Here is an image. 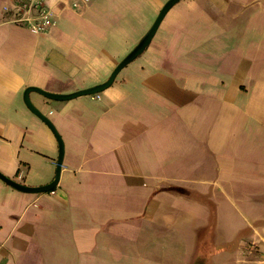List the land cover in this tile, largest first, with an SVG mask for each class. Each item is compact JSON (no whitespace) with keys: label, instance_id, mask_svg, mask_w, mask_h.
<instances>
[{"label":"crops","instance_id":"0c3cea01","mask_svg":"<svg viewBox=\"0 0 264 264\" xmlns=\"http://www.w3.org/2000/svg\"><path fill=\"white\" fill-rule=\"evenodd\" d=\"M14 1L0 0V170L37 186L54 180L59 143L25 103V89L70 93L104 82L140 41L130 42L126 28L139 19L147 31L164 1L109 0L107 10L105 0H49L55 24L43 34L9 20L4 5ZM259 2L188 0L189 12L170 17L177 22L150 53L152 40L145 60L131 61L100 95L30 93L62 135L65 154L53 190L26 192L0 178V264H173L169 255L127 251L126 244L140 246L141 223L166 241L187 225L181 264H196L208 242L215 249L208 264H264V214L247 215L229 235L217 200L242 195L264 205V155L237 170L227 153L252 122L263 139L264 56L242 66L252 48H232V32L213 30L230 11L239 20L234 5ZM180 199L192 207H173Z\"/></svg>","mask_w":264,"mask_h":264},{"label":"rangeland","instance_id":"374dc122","mask_svg":"<svg viewBox=\"0 0 264 264\" xmlns=\"http://www.w3.org/2000/svg\"><path fill=\"white\" fill-rule=\"evenodd\" d=\"M164 3L167 0H163ZM188 0H180L177 4L174 5L172 10H170L169 16H167L157 34L155 35L153 42L151 43L150 47L148 48V52L150 53L153 51L154 47H156V42L160 41L164 33H166L170 27L171 22L174 23L175 19H171L170 17L176 13L179 14L180 12L188 13L189 12V6H187ZM243 0H238V2ZM104 7L109 10L108 5L110 4L109 0L103 1ZM188 8V9H187ZM239 9V20L237 22L231 21V17H229V14H231V11L226 15L227 17L222 19L221 22L216 23V27H214L213 30L218 31L221 30L222 32H232L234 36L229 37L226 40V43L228 45H231L232 48L239 47L240 49L245 50L246 48H252L251 54L253 55H246V60L241 62L242 66L249 64L252 60H257L256 62H259L262 60V57L264 56V6L263 3H255L251 5L250 7H239V5H234L232 7V10ZM221 15V14H220ZM252 16V17H251ZM220 17H224L221 15ZM247 17H251L250 21L247 22ZM156 17L153 15V22L155 21ZM139 19H136L134 23L131 24L128 28H126V32L130 33L134 37L128 38L130 42H135L149 30V27L147 31H144L143 24L138 21ZM174 20V21H172ZM177 21H175L176 23ZM181 21L178 22V27L181 28ZM209 24V23H205ZM202 23V26H200L203 30H206L209 32L212 27L205 25ZM191 26V24H190ZM140 38V39H141ZM139 39V40H140ZM101 40V39H99ZM115 41L114 45L121 50L124 49L123 47V39L118 38L112 39ZM138 40V41H139ZM225 39H221V42H223ZM213 41L214 39L209 43L211 47L213 48ZM138 43V42H137ZM136 43V44H137ZM206 43V45L208 44ZM135 44V45H136ZM175 44V43H174ZM133 45V44H132ZM134 45V46H135ZM180 45V44H178ZM133 46V47H134ZM131 47V49L133 48ZM210 47V46H207ZM130 48V47H129ZM129 50V49H128ZM139 55L136 59H134L131 63V65L140 63L141 61L145 60L144 57L147 56L146 53ZM249 54V53H248ZM243 58V59H245ZM246 63V64H245ZM131 67V66H130ZM128 69V68H127ZM126 71V68L125 70ZM122 75V74H121ZM245 78L247 82H249V75L246 74L240 70L239 72V78ZM250 90H253V87H250ZM103 91L96 93L101 94ZM94 95V94H93ZM245 95V94H244ZM245 97L248 96H242L239 95V103L245 100ZM254 124V125H253ZM258 131H260L258 129ZM256 127V123L252 122V125H250L249 133L247 134H239L233 138L232 142L235 143L232 145V150H228V154H232V156L236 157L239 161L237 162V170H240L242 165V161H253L255 157L262 154L264 155V135L263 139L259 137ZM237 138V139H236ZM261 142V143H260ZM261 156V155H260ZM224 157V156H223ZM221 158V160L223 159ZM250 163V162H249ZM43 163L36 161L35 168L41 169L43 167ZM251 163L247 164L246 169H251ZM249 188V187H248ZM238 194V193H237ZM220 201V208H219V225L223 228H226L229 235H233L237 228L241 225H244L247 223V215L260 213L264 214V205H258L257 203L250 201L246 197H242V195H236L234 199H227L224 196L219 197L217 199ZM173 207L177 208L178 210L181 208L188 209L192 207V203L188 202L186 200H177L175 205ZM142 226V232L140 237V242H137V245H125L127 251H129L132 254L135 255H147V254H160V255H169L174 258L173 264H181L184 259L186 258V247L181 244L182 239L185 240L188 235V228H186L187 225L183 224L181 226L182 229H180V232L178 234L173 235L169 234V241H166L164 239H153L151 234L153 233V227L150 223H141ZM251 238V236L244 238V240H247ZM138 240V241H139ZM145 264V263H142ZM241 264V263H239Z\"/></svg>","mask_w":264,"mask_h":264},{"label":"water","instance_id":"95a60500","mask_svg":"<svg viewBox=\"0 0 264 264\" xmlns=\"http://www.w3.org/2000/svg\"><path fill=\"white\" fill-rule=\"evenodd\" d=\"M180 0H167L163 6L161 7L155 21L149 28V30L143 35V37L140 39V41L130 50V52L123 57L119 61V63L116 65V67L113 69L112 73L108 77L107 80L104 82L98 83L96 85H93L91 87L83 88L76 90L74 92L70 93H58V92H53L46 90L44 88H41L39 86L35 85H30L25 89L24 92V100L27 106L35 113L37 114L43 121L47 123V125L52 129L54 134L57 137L58 143H59V156H58V161H57V168H56V175L53 181L43 184V185H37V186H32L25 184L23 182H20L16 179H13L9 177L8 175L4 174L0 170V178H2L4 181H6L8 184L12 185L13 187L26 191V192H43V191H49L53 190L56 185L59 182L60 176H61V170H62V165H63V158L65 154V143L63 140L62 135L60 134L59 130L57 129L56 125L54 122L47 116L45 115L32 101L30 93L32 91H38L41 94L53 98V99H58V100H64V99H71L74 97H77L79 95H84V94H96L104 89L108 88L112 83L115 81L118 73L125 67L127 66L131 61H133L135 58H137L140 54H142L147 47L150 45L152 42L155 34L157 33L162 21L164 20L165 16L167 13L170 11V9L179 2ZM215 215V214H214ZM239 239V238H238ZM236 239L233 242L227 243L223 245L221 248H232L235 246L236 242L238 241Z\"/></svg>","mask_w":264,"mask_h":264},{"label":"built area","instance_id":"2783aa9c","mask_svg":"<svg viewBox=\"0 0 264 264\" xmlns=\"http://www.w3.org/2000/svg\"><path fill=\"white\" fill-rule=\"evenodd\" d=\"M73 5L79 6V2L76 1ZM4 12L9 15V20L40 34L50 31L55 24L49 0H16L5 4Z\"/></svg>","mask_w":264,"mask_h":264},{"label":"flooded vegetation","instance_id":"af4514ba","mask_svg":"<svg viewBox=\"0 0 264 264\" xmlns=\"http://www.w3.org/2000/svg\"><path fill=\"white\" fill-rule=\"evenodd\" d=\"M202 248H206V250H205V252H203L199 255V259L196 262V264H208L209 258L211 256V254L213 253V251L215 250L213 245H211L209 242H208V246H205Z\"/></svg>","mask_w":264,"mask_h":264}]
</instances>
